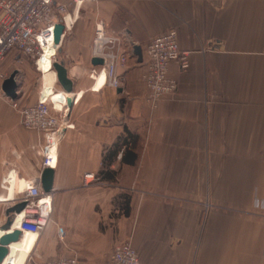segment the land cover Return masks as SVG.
<instances>
[{
	"label": "crops",
	"instance_id": "obj_1",
	"mask_svg": "<svg viewBox=\"0 0 264 264\" xmlns=\"http://www.w3.org/2000/svg\"><path fill=\"white\" fill-rule=\"evenodd\" d=\"M61 20L53 61H64L75 100L49 165L51 219L29 250L34 262L103 264L129 239L145 264H264V0H87ZM99 22L121 39L120 53L177 29L189 67L170 64L176 92L154 107L134 53L118 67L122 91L109 85L92 63ZM49 65L17 50L1 63L7 77L19 71V87L12 99L0 79V226L40 179L46 154L12 101L43 95L67 107ZM87 172L99 181L86 182Z\"/></svg>",
	"mask_w": 264,
	"mask_h": 264
},
{
	"label": "built area",
	"instance_id": "obj_2",
	"mask_svg": "<svg viewBox=\"0 0 264 264\" xmlns=\"http://www.w3.org/2000/svg\"><path fill=\"white\" fill-rule=\"evenodd\" d=\"M85 1L87 0H70L66 3L62 0H0V79L7 78V74L1 70V63L11 50H17L19 55L34 59L40 65L42 57L47 55V49H54V54L47 55L51 65L59 50V43L55 42V28L60 23L59 16L65 13L71 4L78 6ZM120 46L119 37L109 36L102 22L96 24L93 54L105 60L100 67L104 71L105 81L114 88L124 86V78L118 72V67L126 66L133 53L131 46L120 53ZM142 49V64L145 66L142 80L147 88V100L155 107L164 96L176 92L178 83L169 75L170 64L177 62L181 69H187L188 53L181 50L178 31L175 28L153 37ZM12 105L18 110L25 128L43 134L46 154L42 167L51 165L56 161L54 152L62 119L68 113V107L58 109L50 97L44 98L43 95L33 104L21 105L17 100H13ZM84 179L86 182L99 181V177L93 172L85 173ZM22 199L28 201L25 209L30 210L26 211L19 229L40 235L45 231L52 212V199L45 196L40 179L29 186ZM257 205L259 206L258 203ZM63 235L60 229L59 236ZM27 261L36 264L31 255ZM37 264L86 263L73 256L45 260ZM103 264L145 263L132 242L126 239L114 246L108 260Z\"/></svg>",
	"mask_w": 264,
	"mask_h": 264
},
{
	"label": "water",
	"instance_id": "obj_3",
	"mask_svg": "<svg viewBox=\"0 0 264 264\" xmlns=\"http://www.w3.org/2000/svg\"><path fill=\"white\" fill-rule=\"evenodd\" d=\"M64 29V24L61 20L60 23L56 25L55 28V42L58 44L61 41L62 33ZM133 53L137 56L139 62L143 61V49L139 44L133 45ZM92 63L94 65H103L105 60L101 57H93ZM52 70L56 74L57 81L62 86L66 93V104L68 111L73 107L74 96L73 92V81L68 76V71L65 66L64 61L55 60L51 64ZM19 71H13L7 78L4 79L2 89L8 97L16 99L18 97L17 88L19 87L17 81V75ZM119 92L122 91V88L118 89ZM64 128V127H63ZM62 129H60L61 131ZM54 182V169L47 165L43 167V171L40 177V184L45 193L52 191ZM28 204L26 199H20L14 203L8 205L5 209L6 220L0 226L2 234L0 235V264H8L10 259V251L14 243L21 240L23 237V231L17 227H14L16 217L20 212H22Z\"/></svg>",
	"mask_w": 264,
	"mask_h": 264
},
{
	"label": "bare ground",
	"instance_id": "obj_4",
	"mask_svg": "<svg viewBox=\"0 0 264 264\" xmlns=\"http://www.w3.org/2000/svg\"><path fill=\"white\" fill-rule=\"evenodd\" d=\"M47 51H48L47 52L48 56H51L52 54L55 53V50L51 49V48L47 49ZM47 55H46V57H42V59H47ZM103 81H104V77H103ZM2 200H6V199H2ZM24 210H25L24 212L23 211L20 212V214H18V216L16 217L14 227H17V228L21 227V222L24 218V215H25L26 211L30 210V208L24 209ZM0 232H2V230ZM38 235L39 234H37V233L23 231V237L21 238V240L14 243L12 248H11L10 259H9L8 263H10V264H24L25 260L27 261V258L30 255L29 250H30L34 240L36 239V237Z\"/></svg>",
	"mask_w": 264,
	"mask_h": 264
},
{
	"label": "trees",
	"instance_id": "obj_5",
	"mask_svg": "<svg viewBox=\"0 0 264 264\" xmlns=\"http://www.w3.org/2000/svg\"><path fill=\"white\" fill-rule=\"evenodd\" d=\"M130 134V133H129ZM126 141V140H125ZM126 143L128 144L129 142H128V140L126 141ZM119 145V143L116 145V147ZM114 152L112 151V152H109L106 156H108V157H111V155L113 154ZM124 212L126 213V214H129V212H130V206H129V195L128 194H126V196H125V204H124Z\"/></svg>",
	"mask_w": 264,
	"mask_h": 264
},
{
	"label": "rangeland",
	"instance_id": "obj_6",
	"mask_svg": "<svg viewBox=\"0 0 264 264\" xmlns=\"http://www.w3.org/2000/svg\"><path fill=\"white\" fill-rule=\"evenodd\" d=\"M208 203L206 204V209H205V211H207V209L209 210L211 207H212V203L211 202H209V201H207Z\"/></svg>",
	"mask_w": 264,
	"mask_h": 264
}]
</instances>
